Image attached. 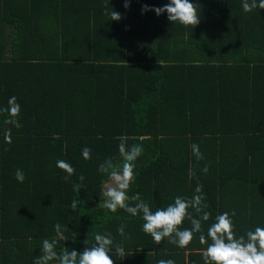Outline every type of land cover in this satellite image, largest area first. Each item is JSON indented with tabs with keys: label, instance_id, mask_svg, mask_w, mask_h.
<instances>
[{
	"label": "trees",
	"instance_id": "trees-1",
	"mask_svg": "<svg viewBox=\"0 0 264 264\" xmlns=\"http://www.w3.org/2000/svg\"><path fill=\"white\" fill-rule=\"evenodd\" d=\"M189 2L200 15L194 28L141 11L169 0H130L127 9L124 0H0V108L15 96L22 125L0 115V264H34L58 222L69 229L58 253L81 252L96 233H110L126 252L119 257L113 246L114 264H203L199 234L186 249L156 245L140 215L102 206L108 177L97 169L107 157L120 160V137L144 148L129 196L140 193L155 211L191 197L199 183L212 214L205 235L217 214L233 210L238 236L264 227V9ZM8 127L11 144L3 140ZM57 160L75 169L68 182ZM76 200L83 203L74 212ZM190 227L185 219L181 228Z\"/></svg>",
	"mask_w": 264,
	"mask_h": 264
},
{
	"label": "clouds",
	"instance_id": "clouds-1",
	"mask_svg": "<svg viewBox=\"0 0 264 264\" xmlns=\"http://www.w3.org/2000/svg\"><path fill=\"white\" fill-rule=\"evenodd\" d=\"M129 3L130 0H124L126 9L129 7ZM242 8L246 13L256 9H264V0H243ZM111 9L113 8L111 7ZM149 10L154 11L157 16L167 13V20L170 23L178 22L185 27L193 26L194 28L200 22L196 5L190 3L189 0H169V3L163 7L149 9L145 5L141 9L142 13ZM104 14L108 15L111 21H120L122 18L120 12L109 11L107 8ZM20 112L21 105L15 96L8 99L6 107L0 108V115L5 116L4 124L17 129L22 127L19 122ZM12 127L5 128L3 132V140L7 144L12 143ZM119 139L120 160L115 156L107 157L97 169L99 173L108 177V182L104 184L101 192L104 198L102 206L105 209L111 213L123 209L133 217L140 215L143 220L142 231L150 235L156 245L167 240L169 244L186 249L192 243L194 235L199 234V243L206 245L200 252L203 264H264V227H256L254 230H249L238 236L231 218L236 215L234 210L231 213L226 211L217 214L214 222L207 228L205 235L203 225L212 218V214L208 211L209 205L205 202L206 197L202 184H197L191 197L178 195L172 203L166 207L157 208L155 211L142 199L140 193L129 196V189L136 179L135 161L143 154L144 148L141 143L129 146L126 137ZM191 148L197 162L204 159L198 144H192ZM81 154L84 160L92 158V150L88 147H84ZM56 167L66 173L63 177L65 182H68L75 174L73 166L65 160H57ZM202 171L208 172L207 164ZM188 175L190 178L195 176V171L189 169ZM15 179L20 183L24 182L25 175L22 170H16ZM78 179L80 181L79 186L83 187L84 176L80 175ZM82 203L83 201H73L70 208L75 212L78 205ZM190 209L192 211H189ZM185 219L190 222V228H181ZM125 227L121 224L117 228V233L127 239ZM67 230H69L67 225L62 226L59 222L54 225L55 237L51 240L44 239L42 241L41 254L36 257L34 264H52L54 261L58 264H114L110 255L113 246L117 256L122 258L126 256L122 244L116 243L114 245L110 233H96L92 246H85L81 252L74 249L70 251L68 248L62 247L58 253L56 250L58 243L69 239L65 235ZM85 244H87L86 240ZM155 264H175V261L173 259H159Z\"/></svg>",
	"mask_w": 264,
	"mask_h": 264
},
{
	"label": "rangeland",
	"instance_id": "rangeland-1",
	"mask_svg": "<svg viewBox=\"0 0 264 264\" xmlns=\"http://www.w3.org/2000/svg\"><path fill=\"white\" fill-rule=\"evenodd\" d=\"M145 159V155H141L136 161H135V163H136V168L139 166V165H141V163L143 162V160ZM122 162V161H121ZM106 182H108V180L106 181ZM106 182H104L103 184H102V188H101V192H102V189H103V186H104V184L106 183ZM104 199V198H103Z\"/></svg>",
	"mask_w": 264,
	"mask_h": 264
}]
</instances>
